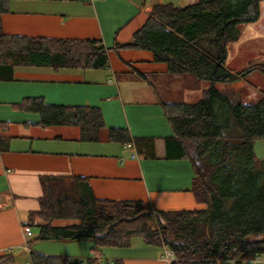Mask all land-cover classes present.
Masks as SVG:
<instances>
[{
    "label": "trees",
    "instance_id": "1",
    "mask_svg": "<svg viewBox=\"0 0 264 264\" xmlns=\"http://www.w3.org/2000/svg\"><path fill=\"white\" fill-rule=\"evenodd\" d=\"M11 1L0 0V79L11 77L17 65L101 68L109 63L107 48L97 40L6 33L2 15ZM261 1L156 3L144 26L123 44L151 50L174 76L193 74L211 82L196 103H164L174 129L165 139L166 157L191 162V190L206 208L166 211L148 201L99 198L86 176L44 175L40 209L29 213L30 225L41 220L35 239L89 238L93 256L67 262L31 252L32 264H123L99 263L95 256L103 247L128 246L134 236L171 248L176 257L171 264H244L264 254V159L255 152V141L264 138V97L233 102L216 87L251 71L236 73L227 66L228 47L240 39L241 24L259 20ZM19 107L39 112L42 125L78 127L81 140L98 141L106 128L94 106L49 105L42 98H28ZM107 138L135 146L139 140L123 128H108ZM56 220L74 222L55 225ZM0 264H14V255H0Z\"/></svg>",
    "mask_w": 264,
    "mask_h": 264
},
{
    "label": "crops",
    "instance_id": "2",
    "mask_svg": "<svg viewBox=\"0 0 264 264\" xmlns=\"http://www.w3.org/2000/svg\"><path fill=\"white\" fill-rule=\"evenodd\" d=\"M197 1L10 2L2 15L6 33L97 40L107 48L109 63L101 68L17 65L11 77L0 79V255L11 252L14 264H32L31 252L67 262H86L93 256L89 238L35 239L41 220L30 225L29 213L40 209L44 175L86 176L99 198L148 201L166 211L206 208L191 190V162L166 157L165 139L174 135L164 109L165 100L174 97L166 89L178 87L181 76L169 73L167 63L156 61L151 50L123 46L144 26L150 6ZM28 98H42L49 105L98 107L106 128L100 140L89 141L79 138L78 127L42 125L39 112L19 107ZM108 128L126 129L139 139L138 145L109 140ZM24 225L32 227V237H26ZM95 258L99 263L171 264L165 260V245L148 244L138 236L128 246L103 247ZM259 264H264L263 255Z\"/></svg>",
    "mask_w": 264,
    "mask_h": 264
},
{
    "label": "rangeland",
    "instance_id": "3",
    "mask_svg": "<svg viewBox=\"0 0 264 264\" xmlns=\"http://www.w3.org/2000/svg\"><path fill=\"white\" fill-rule=\"evenodd\" d=\"M240 29V39L229 44L227 66L236 73L250 69L251 71L242 76L240 80L217 82L216 87L228 95L233 102L258 101L264 97V0L260 3L259 20L243 23ZM152 79L157 81L156 76ZM175 79L177 82L180 81V85L176 88L168 87L166 90L170 97H176V99L165 100L166 102L196 103L203 97V90L211 86L210 81L198 79L193 74L181 76L179 81ZM255 144L256 155L264 159V138L257 139ZM71 221L74 220H56L55 225H66Z\"/></svg>",
    "mask_w": 264,
    "mask_h": 264
},
{
    "label": "built area",
    "instance_id": "4",
    "mask_svg": "<svg viewBox=\"0 0 264 264\" xmlns=\"http://www.w3.org/2000/svg\"><path fill=\"white\" fill-rule=\"evenodd\" d=\"M131 146H135L134 143H127L126 144V147H131ZM135 156H137V155H135ZM23 229H24V234L26 235V237H28V238L32 237L33 229L30 225H24ZM27 244L28 243H26V246H25L26 248H28ZM261 259H262V254H258V255H256V257L254 259L246 260L244 264H259ZM165 260L168 263H172L176 260L174 251L167 246H165Z\"/></svg>",
    "mask_w": 264,
    "mask_h": 264
}]
</instances>
